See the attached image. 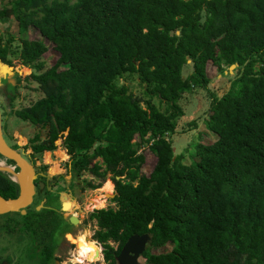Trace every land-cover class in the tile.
<instances>
[{
  "label": "trees",
  "instance_id": "obj_1",
  "mask_svg": "<svg viewBox=\"0 0 264 264\" xmlns=\"http://www.w3.org/2000/svg\"><path fill=\"white\" fill-rule=\"evenodd\" d=\"M9 17L19 43L0 38V60L12 65L18 48L32 71L17 81L42 92L15 112L35 128L31 152L62 147L76 177L110 174L116 208L88 216L106 264L143 233L147 264H264V0H12L0 9V21ZM32 27L39 39L27 37ZM45 40L58 52L46 69ZM208 61L221 73L235 65L222 96L209 87ZM125 77L137 81L139 96L119 83ZM197 88L208 97L204 127L215 139L187 155L171 135L185 114L180 100ZM142 146L156 157L148 175ZM17 194L0 177V195ZM42 214L0 216L22 217L32 238L40 223L54 224ZM167 243L169 251H151Z\"/></svg>",
  "mask_w": 264,
  "mask_h": 264
},
{
  "label": "rangeland",
  "instance_id": "obj_2",
  "mask_svg": "<svg viewBox=\"0 0 264 264\" xmlns=\"http://www.w3.org/2000/svg\"><path fill=\"white\" fill-rule=\"evenodd\" d=\"M12 0H0V9L2 7H9ZM74 1V0H72ZM12 36L13 46L19 43L18 37V27L16 21L12 18H2L0 21V38L1 42L4 43L8 37ZM40 33L38 30L33 27L27 32V37L29 39H39ZM45 45H48L47 51L42 55L41 60L44 63V69L50 67L58 58V52L53 49V44L47 40L44 41ZM19 49L15 48L14 53H12L9 58L12 61V65L20 72L21 79L27 76L32 68H26L20 62L18 58ZM233 69H227L226 71H221L218 67L213 64L211 61H208L206 64V73L207 77L210 80L209 87L213 88L216 91V94L222 96L230 87V78L227 77L229 73H232ZM14 85L16 91L11 92L13 94V99L8 100L7 94L2 96L0 95V102H12L13 106L18 108V106H28L35 100L39 99L42 96V92L38 89V85L33 81L22 80L18 85L17 81L14 79ZM119 83H124L132 88L134 95L139 96V89L136 80L132 78H122L119 80ZM14 87L11 86L12 90ZM156 104L158 101L155 100ZM7 104V103H6ZM180 106L184 111V115L181 116L178 120L177 132L171 135V141L174 149L179 152L188 153L193 152V147L196 143L201 142L204 144H210L214 141L215 137L212 133L207 131L204 127V119L208 115L209 101L205 93H201L200 89L193 90L190 93L184 94L183 98L180 100ZM14 120L13 128H17L18 140L21 144H26L28 148L32 146L30 138L35 133V128L28 121L18 120L17 118H12ZM195 122L193 126L192 123ZM12 127V126H11ZM139 152H143L145 156V162L141 166L142 173L148 175L153 166L156 163V157L153 155L146 146H142L139 149ZM189 158V156H188ZM185 155V162L188 160ZM70 160V156L63 151L62 147H58L55 150L45 151L43 153H35L34 162L36 165L41 168L40 170L46 174L49 179L50 184L52 182H57L58 184H68L71 179L73 180V202L76 204L75 213L77 220L71 222V226L66 228V225L61 226L60 229H57L59 233H66L67 237L63 236L62 238V247L57 249L55 253V258L59 262L56 263L52 261V264H75L74 261L81 264H106L104 261H97V258L91 259L92 254L89 253V249L96 251V243L92 240L93 233L96 229L95 221L89 220V214L96 209L113 207L116 208V203L111 198V195L115 194L114 185L111 183L110 174H107L105 180L100 181L96 177L92 176L88 172H83L82 175L78 178L76 175L72 176L67 170L66 162ZM96 160L101 161V158ZM107 180V181H106ZM106 181V183H104ZM88 183L99 184V187H88ZM104 183V184H103ZM102 186V187H101ZM101 187V189H99ZM54 195V194H53ZM115 196V195H114ZM39 197H36L34 203H37ZM101 200L100 204H98ZM33 203V204H34ZM56 205V204H54ZM33 208V207H32ZM7 216H0V219L5 221ZM15 219L17 217H12L9 219L10 225L14 226V231L9 232L7 225L2 223L0 220V245L6 248V253H15L17 255V261L19 264L25 262L26 257L33 255L34 257L38 256L41 258L34 248H29L31 246V240L20 228L15 225ZM79 219V221H78ZM20 220V219H18ZM83 220V222H82ZM82 222V225L80 224ZM68 227V226H67ZM66 228V229H65ZM85 230H88L86 234H82ZM22 232V233H20ZM25 236V240L18 241L16 240L17 236ZM11 236V237H10ZM92 237V238H91ZM67 238H74L76 244L73 241L68 240ZM92 239V240H91ZM171 243H167L159 248H152L153 253L167 252L172 248ZM66 247V249H65ZM98 247V246H97ZM82 253H84L82 255ZM90 256V259H89ZM12 259H15V255H11ZM93 258V257H92ZM94 261H97L93 263ZM26 264H35L34 260H26ZM138 264H147L145 259L141 256L139 258Z\"/></svg>",
  "mask_w": 264,
  "mask_h": 264
},
{
  "label": "flooded vegetation",
  "instance_id": "obj_3",
  "mask_svg": "<svg viewBox=\"0 0 264 264\" xmlns=\"http://www.w3.org/2000/svg\"><path fill=\"white\" fill-rule=\"evenodd\" d=\"M10 66H13V65H10ZM17 73L20 74V72L17 71L16 68L13 66L12 72L10 74H6L5 76H2V75L0 76V95L4 96L7 94L8 100L13 99V94L11 92L15 93L16 91V87L13 82H14V79L17 81ZM20 82L17 81V85ZM11 86L14 87L12 90H10ZM6 103L4 104L0 102V134H1V137L11 148L17 150L22 155V157L25 158L33 166L35 174H36V178L34 179L35 193L33 195V201L26 208V212L32 207L36 210L35 207L37 205H40L39 210H36V211H42L43 212L42 215L45 218H48L49 220L53 219V222H54V224L50 226H43L40 223L36 234L32 238L28 236L31 240V246H29V248H34L36 251H38L37 253L39 255L41 254L42 255L40 256L41 258H39L38 256L34 257L32 255L29 257H26L25 262L26 260L28 261L29 259H31V260H34L35 264H45L44 262H42V259L46 258V254L51 252V256L53 258L52 261H55L56 263H58L59 261L56 260L55 253L57 249L63 248L62 238L63 236L67 237V235H65L66 233L62 234V233L57 232L58 231L57 229H60V227L64 225H66V228H69L72 225L71 221H69L70 218H72V220L74 221L77 220V216L75 213L76 204L73 202V193H72L73 180L71 179L70 183L68 184H64V183L58 184L57 182H52L54 184H50L49 179L47 178L46 174H44V172L40 170L41 168H39V166L36 165L35 162L33 161L35 157V153H32L31 148H28L26 144H21L19 142L17 128L12 129L13 123H14V120H12L13 117L17 118L18 120L19 119L22 120L19 116L16 115L15 112L18 110H22L23 108L27 106H18V108H16L15 106H13L12 102H6ZM6 170L7 171L12 170L15 176H17V173L19 172V168L14 161L9 160L5 158L4 156L0 155V177L7 178L15 182L18 185L15 179L11 178L8 174L4 173V171ZM71 174L72 176L74 175L73 173ZM40 181L43 182L42 187L39 186L38 184ZM18 189H19V186H18ZM36 197H39V198H38L37 203H34V200ZM100 202L101 200H99L98 204H100ZM12 217H15V218L17 217V219H15V225H17L21 231L22 230L24 231L22 217L11 216V217L5 218V221L1 219L0 220L2 223L5 222L4 224L7 225L8 229H11V228L14 229L15 227L10 225L8 221L9 219H12ZM82 222L80 223L81 225H82ZM1 227L2 226H0V230H2ZM7 231L13 232L14 230L13 231L7 230ZM82 234H86V233H82ZM67 239L70 241H73L76 244L74 238L73 239L67 238ZM16 240L18 241L25 240L24 234L23 236L22 235L17 236ZM0 249H1L0 250V264H19L17 261V255L15 253L14 254L6 253L5 252L6 248H4L3 246ZM11 255H15L14 260L12 259ZM25 262L22 264H26ZM48 264H52V262H49Z\"/></svg>",
  "mask_w": 264,
  "mask_h": 264
},
{
  "label": "water",
  "instance_id": "obj_4",
  "mask_svg": "<svg viewBox=\"0 0 264 264\" xmlns=\"http://www.w3.org/2000/svg\"><path fill=\"white\" fill-rule=\"evenodd\" d=\"M234 64L230 65L229 69H233ZM13 66H10L0 60V76H5L12 72ZM0 155L12 160L19 168L17 173V183L19 186L18 194L14 198H4L0 195V214L8 212H18L21 215L26 214V208L32 203L34 189V179L36 174L33 166L22 157L15 149L11 148L1 137L0 134ZM43 186V182L38 183ZM115 195V194H114ZM111 195V198L114 197ZM36 210H39L40 205H37ZM69 221H73L72 218ZM150 243V235L143 233L141 235L133 234L123 244L119 254L116 256L117 264H138L139 258L143 255L148 244Z\"/></svg>",
  "mask_w": 264,
  "mask_h": 264
},
{
  "label": "bare ground",
  "instance_id": "obj_5",
  "mask_svg": "<svg viewBox=\"0 0 264 264\" xmlns=\"http://www.w3.org/2000/svg\"><path fill=\"white\" fill-rule=\"evenodd\" d=\"M5 174H8L11 178L17 180V176H15L12 172V170H9V171H4ZM98 245H96V251L94 250V253H93V249H89V253L92 254L91 256V259H94V258H97L98 260L100 259V248L99 246L97 247ZM84 253H82L83 255ZM93 257V258H92ZM89 259H90V256H89Z\"/></svg>",
  "mask_w": 264,
  "mask_h": 264
},
{
  "label": "built area",
  "instance_id": "obj_6",
  "mask_svg": "<svg viewBox=\"0 0 264 264\" xmlns=\"http://www.w3.org/2000/svg\"><path fill=\"white\" fill-rule=\"evenodd\" d=\"M93 241H94V242L99 246V248H100V259L97 260V261H104L103 253H102V250H103L102 245H101L97 240H93ZM97 261H94L93 263H95V262H97ZM74 262H75V264H81V263H78V262H76V261H74ZM103 263H105V261H104Z\"/></svg>",
  "mask_w": 264,
  "mask_h": 264
},
{
  "label": "crops",
  "instance_id": "obj_7",
  "mask_svg": "<svg viewBox=\"0 0 264 264\" xmlns=\"http://www.w3.org/2000/svg\"><path fill=\"white\" fill-rule=\"evenodd\" d=\"M2 247V245H0V248ZM1 250V249H0Z\"/></svg>",
  "mask_w": 264,
  "mask_h": 264
}]
</instances>
